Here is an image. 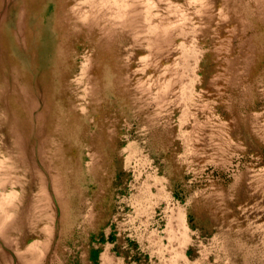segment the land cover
<instances>
[{"label":"rangeland","instance_id":"rangeland-1","mask_svg":"<svg viewBox=\"0 0 264 264\" xmlns=\"http://www.w3.org/2000/svg\"><path fill=\"white\" fill-rule=\"evenodd\" d=\"M30 1L0 0V264H264V0Z\"/></svg>","mask_w":264,"mask_h":264},{"label":"bare ground","instance_id":"bare-ground-1","mask_svg":"<svg viewBox=\"0 0 264 264\" xmlns=\"http://www.w3.org/2000/svg\"><path fill=\"white\" fill-rule=\"evenodd\" d=\"M38 1L39 0H31L30 1V5H28V6H25L24 4L23 5H21L20 7H18V8H16V9H19V12H20V17H23L24 16V12L25 11H27L28 10V13L30 12H36V10H37V3H38ZM9 8V7H8ZM9 11V10H8ZM16 13V12H15ZM30 17V16H29ZM31 20V19H30ZM6 35V34H5ZM4 34H3V37L5 36ZM6 36H8V35H6ZM1 37H2V33H0V40H1ZM8 40V39H7ZM29 40V39H28ZM9 41V40H8ZM0 44H1V49H3V45L5 46V43H1L0 42ZM7 46V45H6ZM27 46V45H26ZM21 47V46H20ZM14 109L15 110H17V109H21V110H24V111H26L25 110V108L20 104V103H18V102H16L15 104H14Z\"/></svg>","mask_w":264,"mask_h":264}]
</instances>
